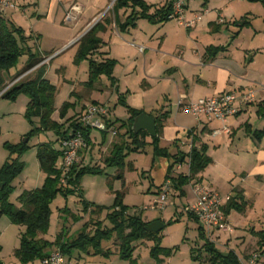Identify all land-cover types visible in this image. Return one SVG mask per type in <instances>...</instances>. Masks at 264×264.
I'll return each instance as SVG.
<instances>
[{
    "label": "crops",
    "instance_id": "obj_1",
    "mask_svg": "<svg viewBox=\"0 0 264 264\" xmlns=\"http://www.w3.org/2000/svg\"><path fill=\"white\" fill-rule=\"evenodd\" d=\"M114 1L16 0L14 8L0 10V18L4 19L7 24H14L23 30V35L26 38L21 42L24 48L21 57L25 58V65L29 60V55L39 59L43 58V55L52 57L46 64L38 65L39 63H37L32 66L36 67V72L43 68L44 77H46L47 66L51 64L53 58L70 48H73V53H76L80 38L93 26H98L96 37L102 41V44L90 56L97 61L105 58L115 61L112 76L116 82L114 85L110 84V89H114L117 94V102L119 96L124 99V94H130L125 81L129 74L138 76L136 80L144 86V91L147 87V79H149L148 87L150 89L156 86L157 89L160 88L159 93L157 92L160 95L155 103L146 106L142 101L140 104L131 103L129 106L142 110L146 114L157 115L165 112L166 115L163 117L159 133L161 148H165L171 155L178 152L188 153L193 139L197 148L205 147L208 156L211 148L223 147L229 155L233 156L229 159L241 157L240 164H244V167L239 173L240 183L231 191L229 190L230 192L222 194H230L232 197L238 195L237 201L240 210L231 209L227 215L228 220L233 223L237 229L236 232H241L243 229L249 230L247 234L252 236L249 237V241L257 244L256 233L264 230L253 226L254 224L260 225L257 224L259 215H252V212H256L259 203L264 199V43L257 45L255 39L259 34H264V26L255 27L252 21L248 27L251 34L245 36L239 34L232 42L228 43L227 33L230 31L234 19L226 7H214L209 10V4L204 2L200 7L202 10L198 11V9H191L189 3L185 2L184 18L186 20L191 19L196 12L201 14V19L190 27H186L180 22L176 27L172 24L165 26V23L167 24L173 19L156 26L157 24H153L145 18H139L135 21L134 27L121 30L120 24L125 21L131 8L114 10ZM165 1L159 0L154 5H161ZM220 19L223 20V23H219ZM141 22L145 23L143 24L145 27H148L144 34L140 33L141 31L138 29ZM146 22L152 26H148ZM216 26L218 29L214 31L213 28ZM140 46H143V51L139 50ZM218 46H223L224 49L215 53H210L207 50L209 47ZM95 56H98V59ZM139 57H142V64H140L144 72L142 75L132 73L139 66L137 62ZM80 61L79 67L84 68L86 72L88 61L86 59ZM61 68L62 66H59L56 69L60 70ZM11 70L12 68L9 71L11 72ZM249 91L253 92L252 101L237 103V112L225 122L209 119L204 115L195 117L182 111L177 104L180 98L188 102L222 92H235L240 95ZM90 94L89 98H91ZM126 103H128V98ZM110 111L112 114L109 115V124L117 129L120 139H112V142L107 146L101 147V156L103 153L104 156L110 153L113 143L128 137L125 136L126 129L123 134H120V130L123 128L120 127L121 122L125 120L116 118L115 111L112 109ZM70 115L67 114L65 117ZM93 130L88 136L90 144H87L86 148L80 152L79 162L81 163L78 165L84 164L85 161L88 163L97 162L93 155L97 147L96 141L93 142L91 136ZM190 130L191 132H189ZM100 132L103 134L102 131ZM254 132H258V136H255ZM48 140L53 141V138L49 136ZM158 159L162 160L164 171L161 180L156 185L152 180L155 188H150V193L155 192L156 187L166 178L168 164L172 161V159L168 160L162 156H158ZM204 170L198 175L201 182L205 181ZM172 171L170 174L172 177L180 174H172ZM12 185L14 189L10 194V200L16 206H20L17 197L22 191L38 187L25 185L20 174L13 180ZM208 185L219 192L216 184L209 182ZM187 187L191 191L193 199L189 184L182 187L184 192L182 196H186L185 188ZM177 192L179 193L178 190ZM247 192H250L249 195ZM189 201L187 200L186 203ZM234 212L241 213L245 217L243 226L234 223ZM8 225L18 228L16 233L18 246L19 234L24 227L15 224ZM249 226L253 228H249ZM213 235L220 236L218 233H213ZM244 239L245 242L248 241L245 237H243ZM234 243L233 241L229 243L234 246L229 249L236 251L237 254ZM36 261L34 264H40L39 260ZM77 261L74 263L77 264Z\"/></svg>",
    "mask_w": 264,
    "mask_h": 264
},
{
    "label": "rangeland",
    "instance_id": "obj_2",
    "mask_svg": "<svg viewBox=\"0 0 264 264\" xmlns=\"http://www.w3.org/2000/svg\"><path fill=\"white\" fill-rule=\"evenodd\" d=\"M144 1L149 5L159 2V0ZM185 2L189 3L191 9H198V11L202 10L200 7H202L204 2L209 4V10L214 7H226L227 11L232 13L231 16L234 19L231 23V29L227 33L229 36L227 39L228 43L232 42L239 34L241 36L251 34V30L248 27H250L249 23L252 21L255 27L264 26V4L260 0H185ZM143 24L145 23L141 22L138 26L142 34L147 32L148 28ZM146 24L152 26L148 22ZM170 24L176 27L178 21L176 19L170 20L167 24L165 23V26ZM255 40L257 45L264 43V34H259ZM42 57L38 65L46 64L52 58L50 55H43ZM75 57L76 53H73V48H70L53 58L51 64L47 66L46 77L55 87L53 106L55 111H57L52 113L51 118H55L54 120L58 124L64 123L67 126L68 120L74 119L84 106L93 102H102L115 111L114 115L116 118L127 120L129 112L124 104L117 102V94L114 89H110V77L100 74L90 86L86 85L85 82L89 80L88 70L85 72L84 68L81 69L79 67L81 61H75ZM95 57L98 59V56ZM138 59L139 66L132 73L142 75L144 73L140 66L142 57ZM25 61L24 57H20L11 72L8 71L6 73L5 86L0 90V166L9 157L10 148L8 146L26 142L28 147L20 155V160L24 164L20 175L25 185L40 186L44 180V173L40 170L37 160L38 145L50 141L48 140L50 136L53 138L52 142L55 141V146L58 147V136L53 131L30 134L32 125L25 116L28 98L24 93H18L14 98L1 97L2 93L12 84L32 78L38 73L35 70L36 67L25 69ZM59 66H62V68L60 70L56 69ZM137 77L129 74L127 79H125L130 91V94H124L125 103L127 98V105L131 103L140 104L142 101L146 106L155 103L160 95L158 94L160 88L157 89L158 87L154 86L155 88L150 89L148 87L149 79H147V87L144 91V86L140 85V82L136 80ZM89 94L91 98H89ZM72 100L74 105L66 112V115H71L64 118L59 117L58 110L62 104ZM34 124H38L37 119H34ZM122 129L120 134H123L126 128L123 127ZM91 134L93 142L96 141L97 144L93 153L97 162L88 163L85 161L80 167L98 166L102 171L85 172L80 175L81 196L70 194L66 197L59 193L51 201V215L45 237L52 240L61 231H64L65 237L73 236L76 235L83 225H88V228L92 229L97 222L101 223L103 227L110 226L107 214L113 211V204L117 194H121L120 205L125 207L127 213L133 214L142 211V219L144 221L149 223L160 220L164 227L158 232H153L134 240L132 243L134 250L130 258H123L116 253L104 257L87 254L82 251H74L71 257L73 262L78 260L77 264H211L208 257L209 251L205 248L207 239L201 236L198 228L199 223L188 217V213L184 211L185 205L193 200L188 187L185 188L186 196H182L174 188L171 178L166 177L156 187L155 192L150 193L149 191L150 188H155L152 180L153 182L155 181L154 184L156 185L161 180L164 171L161 164L162 160L158 159V157L154 158L152 137L147 134L143 135V145L138 150L125 148L124 156L122 157L123 165H119L116 162H106V158L110 153L105 156L103 153L101 156L100 148L107 146L112 142V139H120V135L112 136L110 133H106L104 136L97 130H93ZM125 136L127 135L125 134ZM125 139H128V137ZM98 145L100 146L99 148ZM209 156L211 160L204 170L205 181L201 182V179L197 176L188 183L189 186L192 187L195 182L206 185L211 182L214 185L216 184L221 194L231 191L233 187L240 183L239 173L244 167V164H240L241 157L229 159V157L233 158V156L229 155L228 151L226 152L223 147L211 148ZM98 160L100 161L98 162ZM172 170V174H185L187 166L184 164L178 168L177 165H174ZM119 175L121 176L119 177ZM167 180L171 181V191L168 195L167 204L162 208L151 209L152 199ZM249 193L247 192V195ZM187 200L190 201L186 203ZM116 209L118 208L116 207ZM255 214L259 215L257 224L260 226L255 224L253 226L264 229V199L259 203L256 212H252V215ZM244 218L241 213L234 212L233 221L236 225L243 226ZM8 224L14 223L10 221L6 214L1 215L0 259L5 264H23L14 254V250L18 247L16 240L18 228ZM228 224L231 227V231L221 233L219 237L204 231L206 237L215 244L217 249L224 253H227L230 250L229 248L234 247L229 243L231 241L235 242V250H237L241 263L250 264L249 259L252 253L258 250L257 244L249 241V237H252L247 234L249 230L243 229L241 232H236L237 229L230 220H228ZM251 227L249 226V228ZM243 237L248 239V241L245 242ZM117 243L116 237L113 236L110 240H103L101 245L104 249L109 248L112 251H116ZM53 249L55 247L51 251ZM26 264H34V261ZM254 264H264V261L258 259Z\"/></svg>",
    "mask_w": 264,
    "mask_h": 264
},
{
    "label": "trees",
    "instance_id": "obj_3",
    "mask_svg": "<svg viewBox=\"0 0 264 264\" xmlns=\"http://www.w3.org/2000/svg\"><path fill=\"white\" fill-rule=\"evenodd\" d=\"M260 1L264 4V0ZM172 5V0H166L161 5H149L144 0H115L113 9L131 8L125 21L120 24V29L123 30L134 27L135 21L139 18H145L153 24H161L168 21L171 19L170 15L173 12ZM151 9H153L152 12H150ZM97 29L98 26H93L80 38L75 61L84 59L88 61L89 80L85 82L86 85L90 86L100 74L110 77L111 85H114L116 80L112 76V71L115 61L111 58L97 61L90 56L102 44V41L96 37ZM217 29V26L213 28L214 31ZM25 38L23 30L20 27L14 24H7L4 19L0 18V90L5 86L6 73L14 67L23 54L24 48L21 42ZM221 49H224V47H209L207 50L210 53H215ZM40 60L42 58L39 59L29 55L25 69L36 65ZM43 75L44 69L41 68L34 77L12 84L1 95L4 98H14L18 93H24L28 98L25 116L32 125L30 134L53 131L59 139L58 147L55 146V141H48L38 145L37 160L40 170L44 173V180L40 186L22 191L17 197V202L20 206H16L10 200V194L14 189L12 185L13 180L23 169L24 164L20 160V155L28 147L27 143L19 142L8 146L10 148L9 157L0 166V216L6 214L12 223L24 227L20 231L19 245L14 250V254L23 264L36 260L40 261L53 247L59 248L69 258L72 257L74 251H82L87 254L104 257L116 253L123 258H130L134 250L133 241L153 232L144 229L148 222L142 219V211L129 214L125 207L120 205L121 194H117L113 204L114 209L107 214L110 226L103 227L101 223L97 222L92 229H89L88 225H83L76 235L73 236L65 237L64 231H61L53 240L45 237L49 227L51 201L59 193L66 197L70 194L81 196V188L79 186L80 175L85 172H100L102 170L98 166L80 167V165L76 164L68 173L67 184L63 185L60 182L61 172L58 168L61 153L60 140L80 130L85 137L86 143L90 144L88 136L91 129L84 128L77 122V116L80 112L74 119H67V126L64 123L58 124L51 118L52 113L55 111L53 106L55 87ZM118 102L124 104L129 112L128 119L122 121L120 125V127L126 128L125 134L128 136V139H121L112 144L110 155L106 158V162H116L119 165H123L122 157L124 156L125 148L128 150H138L143 145V135L149 134L145 130L134 133L131 129L134 117L143 111L127 105L122 96H119ZM73 105V102H64L58 110L59 117L64 118L67 110L72 108ZM149 114L155 119L156 135L152 137L154 158L162 156L168 160L172 159L168 164L166 177L171 178L174 188L179 191L180 195H183L182 187L195 179L206 168L211 158L207 155L204 146L197 148L194 145L193 139L188 153L178 152L175 155L169 154L165 148L159 146L160 127L166 114L165 112L157 115ZM34 119H37L38 124H34ZM102 132L105 136L106 131ZM254 135L258 136V132H254ZM187 159L188 174L180 173L176 177L170 176L174 165L184 163ZM237 197L238 195L235 197L230 196L229 200L225 203L222 209L225 215H228L231 209L240 210ZM187 216L198 223L196 218L190 214H187ZM198 228L201 236L207 239L205 248L209 251L208 257L211 264H242L233 250H229L227 253L221 252L206 237L204 230L199 224ZM256 234L258 236V250H262L264 249V230L258 231ZM113 236L116 237L118 242L117 250L104 249L101 242L103 240H110ZM0 264L5 263L0 259Z\"/></svg>",
    "mask_w": 264,
    "mask_h": 264
},
{
    "label": "built area",
    "instance_id": "obj_4",
    "mask_svg": "<svg viewBox=\"0 0 264 264\" xmlns=\"http://www.w3.org/2000/svg\"><path fill=\"white\" fill-rule=\"evenodd\" d=\"M172 1L173 12L170 15L171 19H176L186 27L192 26L201 19V14L196 12L191 19L186 20L184 18L185 0ZM15 5L16 0H0V10L12 9ZM219 23H223V20L220 19ZM139 50L143 51V46H140ZM252 98V91L241 93L240 95L235 92H222L188 102L180 98L177 104L182 111L188 112L195 117L204 115L209 119L225 122L237 112V103H248L252 101ZM109 115L110 107L108 105L91 103L84 106L80 111L77 116V122L84 128L106 131L114 136L117 134V129L109 124ZM86 146L85 137L80 130L60 140L61 153L58 168L61 172L60 182L63 185L67 184L68 173L74 165L79 163L80 151L86 148ZM184 164L187 166V172L185 173L187 175L188 159L184 163H177L175 165L179 168ZM191 189L193 200L185 205L184 211L196 218L204 231L209 234H221L231 231V227L228 224V216L222 210L230 195L220 194L210 186L200 182L192 184ZM170 191L171 181L167 180L152 199L150 208H162L166 205ZM258 259L264 261V249L253 252L249 263L254 264ZM40 264H74V262L63 254L59 248H55L40 260Z\"/></svg>",
    "mask_w": 264,
    "mask_h": 264
},
{
    "label": "water",
    "instance_id": "obj_5",
    "mask_svg": "<svg viewBox=\"0 0 264 264\" xmlns=\"http://www.w3.org/2000/svg\"><path fill=\"white\" fill-rule=\"evenodd\" d=\"M131 129L134 133L145 130L151 137H153L156 135L155 119L153 116L142 112L134 117ZM163 227L164 225L160 220H155L146 224L144 229L149 232H158Z\"/></svg>",
    "mask_w": 264,
    "mask_h": 264
}]
</instances>
